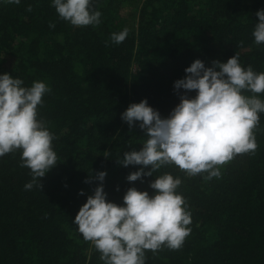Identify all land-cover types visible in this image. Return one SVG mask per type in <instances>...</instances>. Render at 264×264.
Listing matches in <instances>:
<instances>
[{"label":"trees","instance_id":"obj_1","mask_svg":"<svg viewBox=\"0 0 264 264\" xmlns=\"http://www.w3.org/2000/svg\"><path fill=\"white\" fill-rule=\"evenodd\" d=\"M119 2L92 0L101 23L77 27L59 17L53 0H0V75L20 78L24 87L42 81L51 88L38 119L56 137L58 157L41 179L42 191L25 189L32 176L20 166L21 150L0 157V264H104L73 223L100 185V171L107 173V200L121 206L131 187L154 195L156 176L167 172L182 181L177 192L191 211V233L179 250L147 251L146 264H264V113L255 154L235 156L220 178L189 177L167 165L129 182L142 166L117 163L148 139L138 123L130 131L121 114L147 99L168 117L184 93L174 82L196 59L211 67L237 52L243 67L264 72V44L252 35L264 0H145L138 27H127L125 41L115 44L111 34L125 28L114 16Z\"/></svg>","mask_w":264,"mask_h":264},{"label":"clouds","instance_id":"obj_2","mask_svg":"<svg viewBox=\"0 0 264 264\" xmlns=\"http://www.w3.org/2000/svg\"><path fill=\"white\" fill-rule=\"evenodd\" d=\"M6 2L19 5L21 0ZM53 6L59 17L73 26L101 23L102 13L93 7L92 0H53ZM27 11H32L31 5ZM256 16L258 23L252 35L260 45L264 44V9ZM128 34L125 27L112 33L110 39L120 44ZM185 73L174 82V90L179 94L183 89L184 93L168 117L149 106L147 99L130 104L121 114L130 131L138 123L148 137L139 151H125L117 161L124 167L142 166L127 176L129 182L151 177L167 165L177 166L189 177L207 173L204 179L208 181L220 178L221 167L235 156L255 154V132L259 114L264 113V100L258 95L264 93V72H255L251 65L243 67L236 52L226 63L212 61L211 67L196 59ZM23 84L11 74L0 75V157L21 150L20 166L29 168L32 176L25 189L36 186L42 191L41 179L58 159L52 143L56 137L47 122L38 119V107L51 88L42 81H34L31 87ZM192 91L196 92L194 97L188 95ZM106 175V171L96 173L95 179L101 183L73 221L84 240L100 252L104 264H146L147 251L156 253L164 247L179 250L183 246L191 233L192 217L186 199L177 192L182 183L179 177L167 172L156 176L150 183L154 195L131 187L121 206L107 200L103 187ZM79 194L83 195V190Z\"/></svg>","mask_w":264,"mask_h":264},{"label":"rangeland","instance_id":"obj_3","mask_svg":"<svg viewBox=\"0 0 264 264\" xmlns=\"http://www.w3.org/2000/svg\"><path fill=\"white\" fill-rule=\"evenodd\" d=\"M145 0H120L114 7V16L118 18L117 24L125 27L137 28L139 23V13Z\"/></svg>","mask_w":264,"mask_h":264}]
</instances>
